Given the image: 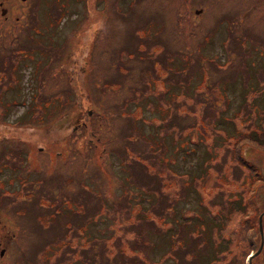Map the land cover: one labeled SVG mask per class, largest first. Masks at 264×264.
<instances>
[{
	"label": "rangeland",
	"instance_id": "obj_1",
	"mask_svg": "<svg viewBox=\"0 0 264 264\" xmlns=\"http://www.w3.org/2000/svg\"><path fill=\"white\" fill-rule=\"evenodd\" d=\"M263 210L264 0H0V264H249Z\"/></svg>",
	"mask_w": 264,
	"mask_h": 264
},
{
	"label": "flooded vegetation",
	"instance_id": "obj_2",
	"mask_svg": "<svg viewBox=\"0 0 264 264\" xmlns=\"http://www.w3.org/2000/svg\"><path fill=\"white\" fill-rule=\"evenodd\" d=\"M3 9V8H2ZM5 9H7L6 7H4V10ZM244 83H245V81H244ZM15 87V86H14ZM217 87V86H216ZM13 88V87H12ZM14 93H15V91H14ZM243 96H245V94H243ZM243 102V101H242ZM23 104L25 105V101L23 102ZM245 104L246 103H244L243 104V106H245ZM241 108V104H237V110H239ZM25 109H26V113L25 114H23V117H22V121H24V120H28L27 122H25L24 124H21V125H17V127H16V130H18L19 132L22 130V132H20L21 134L22 133H26L27 135L29 134V136L31 135V133H36V132H38V133H42V132H45V130H50L51 131V128H52V126H55V128L56 129H59V128H61V127H64L65 126V124H62V123H59V122H56L55 124H52V123H48V124H32L31 122H30V109H29V106H26L25 107ZM58 119H56L55 121H57ZM9 124V123H8ZM227 124H230V125H232L234 128H235V126H236V123L234 122V120L233 119H230L228 122H227ZM43 125V126H42ZM230 130V129H229ZM7 132V133H6ZM2 136L3 137H5V136H9V137H12V136H14V133H10V131L8 130V129H6V131L5 132H2ZM31 141H29V140H22L21 139V143H30ZM39 149L38 150H40V151H46L45 149H44V147L43 146H39L38 147ZM50 153V152H49ZM52 155V153H50V156ZM42 163V162H41ZM19 191V190H18ZM264 212V211H263ZM263 215H264V213H263ZM261 217H263V216H261ZM2 243V240H0V244ZM263 246H264V242H263ZM263 246H262V248H263ZM3 252H4V248H2L1 250H0V256L3 254Z\"/></svg>",
	"mask_w": 264,
	"mask_h": 264
},
{
	"label": "water",
	"instance_id": "obj_3",
	"mask_svg": "<svg viewBox=\"0 0 264 264\" xmlns=\"http://www.w3.org/2000/svg\"><path fill=\"white\" fill-rule=\"evenodd\" d=\"M6 10V9H5ZM4 8L2 9V13L5 12ZM262 214L261 213L259 215V219H258V225H259V233H260V243H259V246L256 248V250L254 252H251L248 256V262L249 264H252L251 261H252V257L257 255L260 250L262 249V246H263V242H264V236H263V228H262Z\"/></svg>",
	"mask_w": 264,
	"mask_h": 264
},
{
	"label": "trees",
	"instance_id": "obj_4",
	"mask_svg": "<svg viewBox=\"0 0 264 264\" xmlns=\"http://www.w3.org/2000/svg\"><path fill=\"white\" fill-rule=\"evenodd\" d=\"M246 98H247V96L245 95L244 96L245 101H246ZM227 127H228V129L229 128L234 129V127L232 125H230V124H227ZM258 228H259V226H258ZM191 259H193V257Z\"/></svg>",
	"mask_w": 264,
	"mask_h": 264
}]
</instances>
